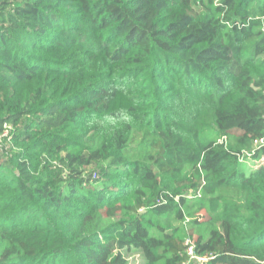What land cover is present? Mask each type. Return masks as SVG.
<instances>
[{
    "label": "trees",
    "instance_id": "trees-1",
    "mask_svg": "<svg viewBox=\"0 0 264 264\" xmlns=\"http://www.w3.org/2000/svg\"><path fill=\"white\" fill-rule=\"evenodd\" d=\"M198 1L0 0V264H264V0Z\"/></svg>",
    "mask_w": 264,
    "mask_h": 264
},
{
    "label": "rangeland",
    "instance_id": "rangeland-1",
    "mask_svg": "<svg viewBox=\"0 0 264 264\" xmlns=\"http://www.w3.org/2000/svg\"><path fill=\"white\" fill-rule=\"evenodd\" d=\"M188 2L190 4H192L194 6V8H196V9H201V8L205 7V3L199 2L198 0H188ZM242 162H243L242 167H244V170L248 175L264 165V159L257 160L252 155H246L244 158H242ZM186 184H188V183H186ZM178 187H181V185H178ZM182 193L183 194L179 197V200L185 199L188 202L192 201V199L197 194L196 190L194 188H191V187H187L186 189H183ZM186 219L188 221H190L192 219L193 220H199L201 222L207 221V218L205 217L204 213H196L193 218L187 217ZM197 232H198L197 230H193V231L190 230L189 231L190 239H191L190 241H192L193 243L195 242V240L198 236ZM129 262H130V264H139L141 262V259L138 255L132 254L129 257ZM188 264H198V262L191 260Z\"/></svg>",
    "mask_w": 264,
    "mask_h": 264
},
{
    "label": "built area",
    "instance_id": "built-area-1",
    "mask_svg": "<svg viewBox=\"0 0 264 264\" xmlns=\"http://www.w3.org/2000/svg\"><path fill=\"white\" fill-rule=\"evenodd\" d=\"M256 145L257 146H264V138L261 139L260 141H257ZM248 155H251V154H248ZM198 196L200 197V194ZM187 245H188L187 252H188V255L190 256V258L192 260L197 259L201 264H207L208 263L209 258H206V257L198 258V257H196L195 246L193 245L192 241L189 240L187 242Z\"/></svg>",
    "mask_w": 264,
    "mask_h": 264
}]
</instances>
